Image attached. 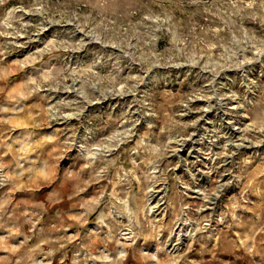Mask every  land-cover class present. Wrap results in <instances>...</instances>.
<instances>
[{
  "label": "rangeland",
  "instance_id": "obj_1",
  "mask_svg": "<svg viewBox=\"0 0 264 264\" xmlns=\"http://www.w3.org/2000/svg\"><path fill=\"white\" fill-rule=\"evenodd\" d=\"M0 264H264V0H0Z\"/></svg>",
  "mask_w": 264,
  "mask_h": 264
}]
</instances>
